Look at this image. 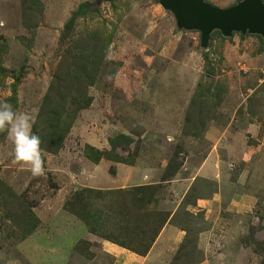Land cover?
<instances>
[{
	"label": "rangeland",
	"instance_id": "1",
	"mask_svg": "<svg viewBox=\"0 0 264 264\" xmlns=\"http://www.w3.org/2000/svg\"><path fill=\"white\" fill-rule=\"evenodd\" d=\"M36 1L42 14L31 32L21 0H0V101L37 119L59 68L87 67L93 82L59 151L42 149L43 175L13 164L11 142L0 133V264H113L100 247L89 251L93 237L141 248L142 236L166 218L176 233L172 247L145 264H264L261 37L217 30L203 50L200 33L178 29L159 0ZM208 1L226 7L238 0ZM82 45L94 47L87 65L78 61ZM88 145L99 151L91 160ZM206 160L226 165L235 185L227 197L239 195L236 202L205 198L215 188V177L203 176ZM96 164L109 176L136 165L129 177L146 175L96 188L79 180L91 179ZM141 185H151L148 203Z\"/></svg>",
	"mask_w": 264,
	"mask_h": 264
},
{
	"label": "trees",
	"instance_id": "2",
	"mask_svg": "<svg viewBox=\"0 0 264 264\" xmlns=\"http://www.w3.org/2000/svg\"><path fill=\"white\" fill-rule=\"evenodd\" d=\"M100 1L111 2L113 0H100ZM21 3L23 5L22 22L28 30L34 32L38 24V21L40 19V16L42 14V5L40 3L38 5L36 0H21ZM82 11L83 9L80 7L79 9L74 11L72 17H70L66 21V23L63 26V31L60 35V39H59L60 41L66 39L69 36L73 27L74 17L81 14ZM93 48L94 47H91L90 45L86 47L82 45L80 47L81 53L78 55L79 57L78 61L82 60L84 61L83 64L87 65L90 57H92L91 51H93ZM102 59L103 56L100 54L95 56L96 67L93 66L95 70L102 62ZM64 67L65 65L56 71L54 80L50 85L49 92L46 93L41 103L36 122L33 126V132L39 135L41 138V149L49 150L50 152L53 153L59 151V149L62 146V143L64 142V139L66 138L72 126V123L74 121L73 119L75 115L74 112L76 111L75 110L76 106L78 107L87 106L88 99L86 98V88L88 85H90L93 82V78H92L93 73H89L87 71V67L86 70H82V71H79L80 69L77 68H73L71 70L69 69L65 70ZM71 75H74V77L72 78ZM89 75H90L89 79L86 82H84V80H86V78ZM15 86H16V82H14L12 88H15ZM69 103H71V108L69 107L70 106ZM114 142L115 140H111L112 144H114ZM93 148L94 147L88 145L87 150H90L92 152L89 153L87 151L88 154L87 157L90 160L91 157H93L96 154V152H99L98 150L96 149L94 150ZM99 157H96L92 161L97 162L99 160L98 159ZM4 185L5 183L3 181L0 182V186L3 187ZM137 188H139V190H142V192L140 193L141 200L147 203L150 202L151 199L148 200L146 199V190L148 188H151V185H141ZM9 194L16 196V193L13 190L12 192L10 191ZM166 219L160 222L159 227L157 229H154V231H151V233L147 232V235L142 236V240L144 242H141L139 244L141 248L134 247L132 245H125L120 241L119 242L116 241L117 240L116 238L113 239L114 238L113 236L110 238L105 237V239L114 242L126 249H129L139 255H145L152 246L153 242L155 241L158 233L164 226ZM32 221H33L32 228H34L35 222L34 220ZM153 221L154 219L151 218L150 216L146 218V223L148 225H150ZM134 236L136 238L137 234L135 233Z\"/></svg>",
	"mask_w": 264,
	"mask_h": 264
},
{
	"label": "water",
	"instance_id": "3",
	"mask_svg": "<svg viewBox=\"0 0 264 264\" xmlns=\"http://www.w3.org/2000/svg\"><path fill=\"white\" fill-rule=\"evenodd\" d=\"M159 4L173 14L178 29L200 33L203 50H208L211 34L217 30L223 37L237 32L258 35L264 45L263 0H238L226 7L208 0H159Z\"/></svg>",
	"mask_w": 264,
	"mask_h": 264
},
{
	"label": "crops",
	"instance_id": "4",
	"mask_svg": "<svg viewBox=\"0 0 264 264\" xmlns=\"http://www.w3.org/2000/svg\"><path fill=\"white\" fill-rule=\"evenodd\" d=\"M136 166L135 167L134 166H123V167L121 166L122 169L121 168L119 169L120 170L119 176H109L108 174L103 173L104 169L103 170L101 169V164L100 165L96 164V165H93L92 167L91 179L89 178L85 179L81 177L79 178V180L81 181L84 180L83 182L86 183V185L96 187V188H101L105 186H106L105 188H112V187L119 186L121 184L131 185L133 183L142 181L146 175V174H144L143 176L141 175V177H139L138 179L133 178V177L130 178L128 173L136 172V170L138 169ZM225 166L226 165L223 163L217 162L215 165L214 163H211L210 160H206L203 162L201 167L206 168L205 170L208 173L206 176L203 175L204 177H207V178L215 177V183H214L215 188L213 192L209 196L207 197L205 196V198L211 197L212 195L213 197H216L218 195L222 199L225 200L220 203L226 204L228 200H231L232 202H236L239 195L234 194L233 196L229 198L227 197L226 190L232 192V190L235 189V185L227 178L226 168H225V171L223 170ZM218 189H222V190L218 191ZM210 192L211 191H209L208 193ZM166 225L167 224H164V226L158 233L156 240L153 242L152 248L150 249L149 253L146 255H139L129 249H126L108 240H100L101 241L100 242L93 236H92L93 238L91 239L92 245H90L89 251L95 252L96 250H98V247H100L102 252L107 253L112 258V260L116 262L113 264H145L147 261H150V258H152L151 255L153 253L155 254L154 258H156L157 260L158 259L157 254L161 252L162 256L164 257L163 250H167L168 247H172L171 242L170 243H167V242L169 241L170 238H173L176 236V233H174L175 231L172 228H168ZM88 236L90 237L91 235H88ZM96 240L98 242L97 245H95L94 243L96 242ZM89 261L92 262V260H89Z\"/></svg>",
	"mask_w": 264,
	"mask_h": 264
},
{
	"label": "clouds",
	"instance_id": "5",
	"mask_svg": "<svg viewBox=\"0 0 264 264\" xmlns=\"http://www.w3.org/2000/svg\"><path fill=\"white\" fill-rule=\"evenodd\" d=\"M35 114L19 112L7 101H0V133L12 145V163L26 167L33 176L44 174L41 138L33 132Z\"/></svg>",
	"mask_w": 264,
	"mask_h": 264
}]
</instances>
